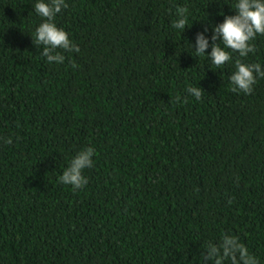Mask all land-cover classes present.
Segmentation results:
<instances>
[{"label": "trees", "instance_id": "1", "mask_svg": "<svg viewBox=\"0 0 264 264\" xmlns=\"http://www.w3.org/2000/svg\"><path fill=\"white\" fill-rule=\"evenodd\" d=\"M36 2L0 0V264H205L223 234L264 264V79L229 81L238 59L264 69V36L220 68L191 46L237 0H65L61 64L33 44ZM86 147L73 191L58 178Z\"/></svg>", "mask_w": 264, "mask_h": 264}, {"label": "clouds", "instance_id": "2", "mask_svg": "<svg viewBox=\"0 0 264 264\" xmlns=\"http://www.w3.org/2000/svg\"><path fill=\"white\" fill-rule=\"evenodd\" d=\"M68 7L65 0H38L34 5V12L39 15L43 22L36 28L33 44L42 46L41 55L49 64L53 62L61 64L65 61L64 52H79V47L69 38L68 33L58 28L54 20L57 14ZM235 15H227L222 23L214 25L211 29V43L206 34L209 32L207 26L202 32H198L195 38L194 48L196 56H207L211 63L217 68L223 67L232 60L229 51L238 53L240 57H247L249 53L255 52V45L251 43L258 35L264 36V0H237L235 3ZM176 19L171 27L184 32L188 23L189 9L187 7H176ZM223 44V48L220 46ZM211 47L210 53L205 55ZM62 50V51H58ZM76 67V65H73ZM235 71L229 76L231 91L250 95L257 79H264V69L259 63L246 64L241 60L235 61ZM188 95L197 101L201 100L204 90L199 87L190 86L186 89ZM180 102L181 97L177 96ZM183 102H187V97ZM11 144V138L5 140ZM95 149L86 147L76 154L59 176L58 182L69 185L73 191L83 189L88 180L84 170L93 167ZM205 251L202 254L205 264H259L246 245L240 242L234 235L223 234L218 243L206 242Z\"/></svg>", "mask_w": 264, "mask_h": 264}]
</instances>
